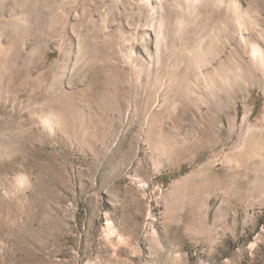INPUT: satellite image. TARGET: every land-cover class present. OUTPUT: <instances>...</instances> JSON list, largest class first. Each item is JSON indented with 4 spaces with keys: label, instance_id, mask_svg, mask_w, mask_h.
I'll use <instances>...</instances> for the list:
<instances>
[{
    "label": "rangeland",
    "instance_id": "obj_1",
    "mask_svg": "<svg viewBox=\"0 0 264 264\" xmlns=\"http://www.w3.org/2000/svg\"><path fill=\"white\" fill-rule=\"evenodd\" d=\"M28 1L51 4L0 0V264H264L263 72L165 95L126 76L98 0H54L40 30Z\"/></svg>",
    "mask_w": 264,
    "mask_h": 264
},
{
    "label": "bare ground",
    "instance_id": "obj_2",
    "mask_svg": "<svg viewBox=\"0 0 264 264\" xmlns=\"http://www.w3.org/2000/svg\"><path fill=\"white\" fill-rule=\"evenodd\" d=\"M98 2H100L106 20L103 21V28L110 35H115V32H118V52L123 64L130 68L128 72L130 75L126 73V76L136 78V80L145 77L148 80L146 83H150L149 81L155 78L152 82L153 88L158 89L157 87L160 85V89L163 90L165 95H167L168 90H172L174 87H182L184 84L199 88L197 90L193 87L194 91L195 89L196 91L202 89L204 92L212 94L216 88L224 89L232 79H237L240 76H243V80L248 81L249 84L261 81L259 73L263 72L264 74V0H98ZM50 3L48 5H38L28 1L20 6V9L29 17V28L36 24L40 30L39 26L42 24L40 17L44 16L46 11H58L59 8L66 10L65 6L58 7L54 4V0H51ZM135 8L140 15L138 21H132L130 17ZM81 9L86 12L90 7L83 4ZM37 15L40 17H37ZM110 19H112V25H107V21ZM77 24L72 27L73 37L80 35V32H77ZM211 36L214 40L212 44L214 46L217 44L218 49L215 48L213 51L211 48L206 47L204 52H196L193 43ZM83 43L85 44V42ZM87 46L89 47V45ZM226 49L238 60V67L229 70L223 69L226 62ZM177 52L186 53V58L180 61L181 65L185 66L181 71L176 69V66V68L169 67L172 64L169 63L171 57L177 55ZM97 56L96 60L99 59V56ZM104 57L107 59L106 54ZM216 57L218 64L213 65V71L218 75V81L213 78L211 69ZM177 60H180L179 57L173 63L176 64ZM97 70L99 71V69ZM119 70H116L115 74ZM123 72H125V69ZM165 76L171 77V81L172 79H175V81L172 83L168 81V85L160 82L159 78ZM191 77L192 79L194 77L195 83L191 80ZM141 86L137 87L141 88ZM246 150L248 151V149ZM261 156L259 159H261Z\"/></svg>",
    "mask_w": 264,
    "mask_h": 264
}]
</instances>
